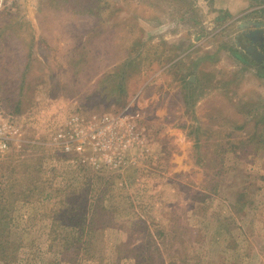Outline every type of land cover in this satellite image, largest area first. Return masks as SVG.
Returning <instances> with one entry per match:
<instances>
[{
    "label": "rangeland",
    "instance_id": "374dc122",
    "mask_svg": "<svg viewBox=\"0 0 264 264\" xmlns=\"http://www.w3.org/2000/svg\"><path fill=\"white\" fill-rule=\"evenodd\" d=\"M194 4L0 0V264H264V81ZM104 113L122 157L54 139Z\"/></svg>",
    "mask_w": 264,
    "mask_h": 264
},
{
    "label": "built area",
    "instance_id": "2783aa9c",
    "mask_svg": "<svg viewBox=\"0 0 264 264\" xmlns=\"http://www.w3.org/2000/svg\"><path fill=\"white\" fill-rule=\"evenodd\" d=\"M123 117L104 113L93 115L86 122L81 117L73 116L67 122L68 131L58 133L54 139L63 142L67 150L72 147L82 150L85 144L89 143L95 149H112L107 153V159L122 157L123 150L127 149L125 147L138 141L140 135L135 131V123ZM14 129L7 121L0 120V148L6 147L7 137Z\"/></svg>",
    "mask_w": 264,
    "mask_h": 264
},
{
    "label": "crops",
    "instance_id": "0c3cea01",
    "mask_svg": "<svg viewBox=\"0 0 264 264\" xmlns=\"http://www.w3.org/2000/svg\"><path fill=\"white\" fill-rule=\"evenodd\" d=\"M211 2L214 4L211 7H216L221 11H216L217 13L220 12L227 16L235 15L230 21H235L240 28L236 35L240 38L237 43L241 56L240 62L244 64L245 71H253L257 78L264 81V19L262 18L264 0H194V7L202 5L205 11L210 12L209 4ZM245 64H248L247 67ZM255 96L261 101L264 100L263 91L255 93ZM246 97L248 98V94ZM260 111L259 116L264 110L261 109ZM259 119V126H264V115Z\"/></svg>",
    "mask_w": 264,
    "mask_h": 264
}]
</instances>
